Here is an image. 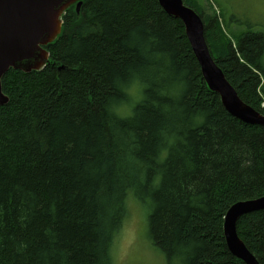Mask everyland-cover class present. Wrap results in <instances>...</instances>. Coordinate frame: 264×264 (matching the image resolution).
Masks as SVG:
<instances>
[{
    "label": "trees",
    "instance_id": "obj_1",
    "mask_svg": "<svg viewBox=\"0 0 264 264\" xmlns=\"http://www.w3.org/2000/svg\"><path fill=\"white\" fill-rule=\"evenodd\" d=\"M183 1L241 100L264 116V33L234 43L198 0ZM47 50L55 66L2 80L0 264H114L132 196L170 263L244 264L224 218L264 197V126L209 90L183 22L158 0H85ZM237 231L264 264V210Z\"/></svg>",
    "mask_w": 264,
    "mask_h": 264
},
{
    "label": "water",
    "instance_id": "obj_2",
    "mask_svg": "<svg viewBox=\"0 0 264 264\" xmlns=\"http://www.w3.org/2000/svg\"><path fill=\"white\" fill-rule=\"evenodd\" d=\"M85 0H0V108L10 102L2 80L13 70L24 74L41 72L51 63L47 50L62 35L64 17L77 14ZM162 9L185 26L187 39L210 91L220 96L224 108L249 125L264 126V116L244 103L214 60L206 40L205 24L183 0H158ZM55 66V65H53ZM264 210V197L234 204L224 218V237L230 253L244 264H260L238 235V221Z\"/></svg>",
    "mask_w": 264,
    "mask_h": 264
},
{
    "label": "rangeland",
    "instance_id": "obj_3",
    "mask_svg": "<svg viewBox=\"0 0 264 264\" xmlns=\"http://www.w3.org/2000/svg\"><path fill=\"white\" fill-rule=\"evenodd\" d=\"M198 2L202 14L218 17L224 34L234 43L243 33L249 31L264 33V0H198ZM138 95L134 96L127 115L136 104ZM127 205L128 215L113 251L114 264H175L170 263L149 238L147 220L150 209L136 202L133 196L128 197Z\"/></svg>",
    "mask_w": 264,
    "mask_h": 264
},
{
    "label": "clouds",
    "instance_id": "obj_4",
    "mask_svg": "<svg viewBox=\"0 0 264 264\" xmlns=\"http://www.w3.org/2000/svg\"><path fill=\"white\" fill-rule=\"evenodd\" d=\"M175 264H184V259L182 254L177 256Z\"/></svg>",
    "mask_w": 264,
    "mask_h": 264
},
{
    "label": "bare ground",
    "instance_id": "obj_5",
    "mask_svg": "<svg viewBox=\"0 0 264 264\" xmlns=\"http://www.w3.org/2000/svg\"><path fill=\"white\" fill-rule=\"evenodd\" d=\"M193 5V4H192ZM200 10V9H199ZM203 13V12H202ZM206 23V22H205ZM215 32V31H214ZM217 46H219V45H217ZM207 86V85H206Z\"/></svg>",
    "mask_w": 264,
    "mask_h": 264
}]
</instances>
